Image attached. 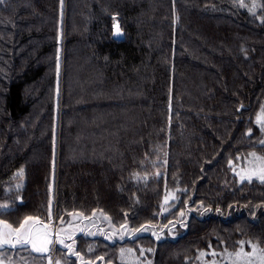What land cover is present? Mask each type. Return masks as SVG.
<instances>
[{"label":"trees","instance_id":"1","mask_svg":"<svg viewBox=\"0 0 264 264\" xmlns=\"http://www.w3.org/2000/svg\"><path fill=\"white\" fill-rule=\"evenodd\" d=\"M262 106L264 24L233 0H5L0 219L15 226L98 211L140 230L178 224L186 212L174 240L152 227L113 244L81 236L84 257L110 264H210L211 252L240 241L264 248V182L237 171L249 150L264 149ZM243 205L260 219L237 216ZM121 248L133 249L123 261Z\"/></svg>","mask_w":264,"mask_h":264},{"label":"snow or ice","instance_id":"2","mask_svg":"<svg viewBox=\"0 0 264 264\" xmlns=\"http://www.w3.org/2000/svg\"><path fill=\"white\" fill-rule=\"evenodd\" d=\"M5 0H0V4H3ZM234 5L246 9L249 14L258 18L262 24H264V14L257 16V9H260L261 13H264V3L258 2V0H251V4L245 2V0H233ZM63 0H61V4ZM115 30V34L117 36L122 34V30L118 23L113 25ZM59 69V64H57V70ZM243 107V105H241ZM256 123L260 126V131L264 132V106L261 107L260 112L256 116ZM248 134L251 135L252 129L249 128L247 130ZM264 144V141H261ZM251 159L249 160V167L246 169H242L238 175L240 176L241 181L247 179L249 181L252 180L253 177H256L260 181L264 182V156L258 155L253 152L250 153ZM145 160H148L147 155L145 156ZM154 163V162H153ZM166 163V161H165ZM229 164H232V161H229ZM24 174L23 168L19 169L13 179H18L22 177ZM159 175V173H156ZM136 179H144L147 176L145 173L144 176H140L139 174H135ZM15 190L19 192L22 185L20 183H16L14 186ZM12 188H8L7 191H11ZM169 197L165 196V203H167ZM8 209L7 203H0V214H3L5 210ZM183 216V213H181ZM144 227L143 225L141 226ZM121 228H125L124 225H121ZM144 230H148L144 228ZM128 231H138L136 230H128ZM64 229L60 231H56L50 227L49 223H45L37 216H25L23 219L17 224L13 225L9 223L5 219H0V249H16V248H29L32 252L40 255L44 260L45 264H61L60 259L54 258L53 250L56 244L62 245L63 248L67 250L68 254L74 255L77 260H79L80 264H92V261L86 260L81 252L76 251L72 244L66 243V240H71L70 233H64ZM156 235V233H153ZM111 238V237H109ZM123 238V235L121 236ZM160 237L157 235V239ZM240 247L238 250L234 252H229L227 249L224 250L222 255L226 256L227 264H264V248L259 246L258 242L252 241H240ZM248 244L250 246V251H245L244 245ZM91 251V249H89ZM143 251V250H142ZM147 251H153L152 249H148ZM133 249H120V257L121 260H125L128 254H131ZM206 253L201 252V256H205ZM213 256L217 254L215 252L212 253ZM98 259H103L99 257ZM12 264V261L8 259L7 256L0 255V264ZM136 264H140L139 261ZM147 264H151V261H147ZM215 264V262H213Z\"/></svg>","mask_w":264,"mask_h":264},{"label":"rangeland","instance_id":"3","mask_svg":"<svg viewBox=\"0 0 264 264\" xmlns=\"http://www.w3.org/2000/svg\"><path fill=\"white\" fill-rule=\"evenodd\" d=\"M64 41H65V38L63 37V45H64ZM63 79H64V77H63ZM63 79H62V81H63ZM61 138H62V136L61 137L59 136L60 140H61ZM57 139H58V135H57ZM97 152H98V148L94 150V153H97ZM253 152L257 153L258 155L263 156L264 149L260 148V150H259L255 147V149L249 150V154L253 153ZM61 154H62V152H61ZM248 167H249V165L244 166L243 169H246ZM235 168H237V167H233V169H235ZM239 169L240 168H237V171L241 172L242 169L241 170H239ZM253 179H257V178L253 177L252 180ZM58 181H57V179H55L53 182V184H54L53 195H55V196H56L55 193L58 189ZM254 208L255 207L251 206V205H243V206H241V209L236 214H238L237 216H247V217L251 218V220H253V222H255L256 219H258V220L260 219V216L258 215L259 208L255 211H253ZM55 211L58 212V209ZM199 211H202V210H199ZM181 213H179L178 216L175 218L176 221H180L178 224L169 223V224H166L164 226H162L161 224H155L158 227L151 226L153 229H155L153 231V233H156V235H154V236L157 237V235H158L161 239L162 238L166 239V235L164 232L166 230H168L171 233V235L169 236V239L174 240L176 237H178L181 234L182 230L185 229V227H186L185 224L188 221L187 217H186V212L183 213V216H181ZM56 215H58V214H56ZM63 215L61 218H59V220H58V216L57 217L55 216V220L53 222L49 223L50 227L56 231H60L61 229H64V233H70L72 239L66 240V243L72 244V247L76 251H78V248H79V241L81 239H83L81 236L77 237L78 232H83L82 236L85 238H91L93 236H97L98 238H102L111 244H113L117 241H123L125 239H131L132 240V239H135L136 237H138L140 235H148V234L151 235V227H145L148 230H144V228H142L138 231H135V233H133V231H128L131 229H129L127 226H125V228H116V226L112 223L111 219L106 214H104L102 212H98V211H96V213L94 214L93 217H89V218L84 217V216L77 214V213L71 214V215L64 213ZM210 215L213 216L212 214H210ZM232 215H233V213H232ZM229 216H231V215H229ZM218 218H221V217L218 216ZM64 233H62V234H64ZM74 234H75V236H73ZM122 235H123V238H121ZM109 237H111V238H109ZM245 248H246V245H244V249ZM261 248H263V247H261ZM211 253H213V252H211ZM223 253L221 252V254L217 255V257L214 256V258L210 264H213V262H215V264H227V258H226V256L222 255ZM0 255L7 256L8 259L12 261V264H45V260L40 255L32 252L30 247L29 248H21V249H19V248H16V249H0ZM53 256H54V258L60 259L61 264L63 263V260H67V259H69V260L72 259V261L76 262V264H80L79 260H77V258L74 255L68 254L67 250L65 248H63L62 245H59V244H56L54 246ZM84 258L86 260L92 261V264H110V262L107 263L104 259H96V261H93L87 257H84ZM6 264H7V261H6Z\"/></svg>","mask_w":264,"mask_h":264},{"label":"water","instance_id":"4","mask_svg":"<svg viewBox=\"0 0 264 264\" xmlns=\"http://www.w3.org/2000/svg\"><path fill=\"white\" fill-rule=\"evenodd\" d=\"M121 28V27H120ZM122 30V29H121ZM113 38H114V40H116V41H119V42H122V41H124L125 40V33H124V31L122 30V34L121 35H119V36H117L116 34H115V30H114V32H113ZM83 235V232H78V236L77 237H79V236H82ZM73 236H75V234L73 235ZM76 237V238H77ZM92 239H94V238H98L97 236H93V237H91ZM19 249H21V248H19Z\"/></svg>","mask_w":264,"mask_h":264}]
</instances>
